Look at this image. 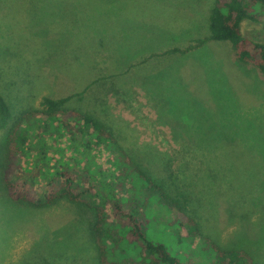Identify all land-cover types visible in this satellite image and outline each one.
Here are the masks:
<instances>
[{"label":"rangeland","instance_id":"374dc122","mask_svg":"<svg viewBox=\"0 0 264 264\" xmlns=\"http://www.w3.org/2000/svg\"><path fill=\"white\" fill-rule=\"evenodd\" d=\"M21 1L9 0L7 6L0 1V88L10 93L13 112L38 109L44 96L64 97L89 86L82 107L112 130L129 155L159 181L173 170L192 197L195 218L219 243L247 251L252 264H264V175L251 192L240 195V190L231 199L221 158L238 156L235 168L242 172L238 177L248 172L244 180L264 173V75L239 63L227 42L162 55L208 33L211 1L97 0L104 9L75 11L65 22H37L31 3ZM262 30L260 24H241L244 37L264 41ZM3 137L0 131V145ZM2 151L0 146V160ZM45 162L53 163L50 156ZM3 195L0 264L24 263L28 254L52 264H99L89 208L61 202L29 209ZM86 201L94 204L89 197ZM162 204L150 205V236L167 241L184 264H213L202 239L168 237L170 214ZM242 213L250 215L240 218Z\"/></svg>","mask_w":264,"mask_h":264},{"label":"trees","instance_id":"16d2710c","mask_svg":"<svg viewBox=\"0 0 264 264\" xmlns=\"http://www.w3.org/2000/svg\"><path fill=\"white\" fill-rule=\"evenodd\" d=\"M0 1L7 6L9 0ZM50 1L55 3L50 5L48 0L21 2H27L26 6L31 3L29 9L35 10L37 22L46 18H62L65 22L75 11L93 13L99 8L97 0ZM210 1L205 27L208 33L191 39L185 48L172 47L162 55H184L211 41L227 42L239 63L264 75V41L244 37L241 32V24L249 21L260 24L264 34V0ZM22 3L18 7L20 10ZM5 89V86L0 88V131L4 132L0 145L3 149L0 193L7 202L36 210L51 208L61 202L89 208L94 213L89 233L99 264H184L167 241L152 238L150 205L158 200L170 214L166 224L170 232L168 237H177L183 242L202 239L199 244L207 248L206 253L213 257H210L213 264L253 263L247 251L225 249L217 236L195 218L192 197L171 174L175 173L173 170L162 180L155 179L129 155L99 117L82 107L86 89L59 98L44 96L38 109L16 114L12 110L11 95ZM77 102L81 103L77 105ZM213 148L217 149L216 146ZM32 155H38L37 159L33 160ZM48 156L53 162L50 165L45 162ZM221 158L228 168L225 173H228L232 190L228 194L231 199L240 190V195L251 192L257 178L264 175L250 173V178L244 180L248 172L243 177L237 176L242 173L235 168L239 164L238 156L228 158L223 155ZM225 173L214 174L224 177ZM256 196L263 200L261 195ZM88 197L94 201L91 206L86 204ZM237 199L242 202L241 197ZM235 210H232L234 216ZM249 215L242 213L240 218ZM180 232L186 235L181 236ZM21 264L52 262L39 254H28Z\"/></svg>","mask_w":264,"mask_h":264}]
</instances>
